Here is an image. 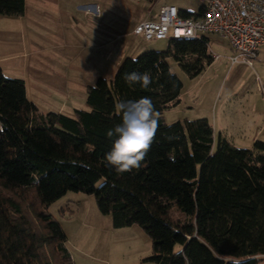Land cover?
<instances>
[{
  "label": "trees",
  "instance_id": "16d2710c",
  "mask_svg": "<svg viewBox=\"0 0 264 264\" xmlns=\"http://www.w3.org/2000/svg\"><path fill=\"white\" fill-rule=\"evenodd\" d=\"M26 0H0V14L21 16ZM201 9V7H200ZM173 57L196 77L213 61L209 38H168L164 50L126 57L113 79L87 89L75 115L43 112L22 78L0 65V264H75L67 235L47 207L68 191L92 194L114 227L138 224L156 264H258L264 255V141L236 146L215 136L206 117L165 122L183 81ZM135 60V62H133ZM149 72L148 89L124 76ZM150 97L159 112L154 142L140 167L117 173L105 154L121 123L119 101ZM102 185V186H101Z\"/></svg>",
  "mask_w": 264,
  "mask_h": 264
},
{
  "label": "rangeland",
  "instance_id": "374dc122",
  "mask_svg": "<svg viewBox=\"0 0 264 264\" xmlns=\"http://www.w3.org/2000/svg\"><path fill=\"white\" fill-rule=\"evenodd\" d=\"M166 4L181 14H197L201 7L200 0H33L23 35L32 44L20 45L32 52L30 59L38 55L37 72L7 63L5 73L24 79L41 111L74 116L75 109L88 108V86L99 77L113 79L123 59L167 48L168 39L133 34ZM13 22L0 20V54L9 50L3 44ZM200 34L208 36L211 50L222 57L196 77L168 58L184 87L181 101L164 109L165 122L206 117L216 137L222 133L236 146L250 147L253 138L264 141V53L253 67L231 65L226 56L234 53L229 54L228 40L216 33ZM47 210L62 224L75 264H154L145 262L152 253L147 232L138 224L114 227L112 215L99 210L92 194L68 191Z\"/></svg>",
  "mask_w": 264,
  "mask_h": 264
},
{
  "label": "built area",
  "instance_id": "2783aa9c",
  "mask_svg": "<svg viewBox=\"0 0 264 264\" xmlns=\"http://www.w3.org/2000/svg\"><path fill=\"white\" fill-rule=\"evenodd\" d=\"M197 14H181L173 4L161 6L156 17L141 21L134 34L147 40L197 38L201 32L216 33L228 40L234 54L231 64L244 62L253 67L264 44V0H200ZM217 60L219 53L212 51Z\"/></svg>",
  "mask_w": 264,
  "mask_h": 264
},
{
  "label": "clouds",
  "instance_id": "9594fccd",
  "mask_svg": "<svg viewBox=\"0 0 264 264\" xmlns=\"http://www.w3.org/2000/svg\"><path fill=\"white\" fill-rule=\"evenodd\" d=\"M124 79L129 86L139 84L143 89H148L153 83L147 71L126 73ZM115 110L121 115V123L107 132L109 138L115 136L116 139L105 154L106 166L114 168L117 173L129 172L140 167L150 150L159 127V112L150 97L119 101Z\"/></svg>",
  "mask_w": 264,
  "mask_h": 264
},
{
  "label": "crops",
  "instance_id": "0c3cea01",
  "mask_svg": "<svg viewBox=\"0 0 264 264\" xmlns=\"http://www.w3.org/2000/svg\"><path fill=\"white\" fill-rule=\"evenodd\" d=\"M32 1L33 0H31V1L26 0L25 13L21 16H7V15L0 14V16H2L0 18V20H2V21H5L7 23H11V21H14L12 24V27L7 31L8 40L6 41V44H3L4 45L3 49L5 48V46H8L9 50L8 51L5 50L6 51L5 53L0 54V65L2 66L4 72L7 71V69L5 67L6 66L5 64H7V63L10 65L17 63L18 67H22V68L25 67L24 69H26V70L32 69L33 71L37 72V68H35V67L38 64L37 62L41 61V60H38V61L36 60V59H38V55L35 56V59H33V58L30 59L29 57H30L32 52L31 51L26 52L25 49L24 48L22 49L21 45H20V44H32L31 42H28V41L26 42V40L23 39V35L25 33H27L26 31L28 28L27 21L25 19L29 18V16H28L29 11L28 10H29V6H30ZM3 17H7V18H3ZM146 19H148V18H146ZM28 32H29V30H28ZM133 34H134V32H133ZM134 35H136V34H134ZM228 45L231 49V52L229 54H233L234 50L231 48L230 44H228ZM19 49H21V50H19ZM263 53H264V44L259 47L258 56H257V59L255 60V62L261 61L260 58L262 59ZM221 57H222V55H221ZM21 58H23V61L20 60ZM226 58L229 61L227 56H226ZM255 62H254V66H255ZM33 65H34V67H33ZM231 65H234V64H231ZM8 74H11V73H8ZM10 76L12 77L13 75H10ZM26 92H27L28 98L30 100L34 101L35 103H37V100L34 97L29 95L27 83H26ZM181 96H182V94H181ZM180 101H181V97H180ZM255 140H257V139H255V138L252 139V141H251L252 145H253ZM252 145L250 147H252ZM145 262L154 263V262L149 261V260H145ZM154 264H156V263H154ZM258 264H264V255L261 257V260L259 261Z\"/></svg>",
  "mask_w": 264,
  "mask_h": 264
}]
</instances>
